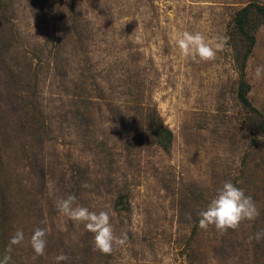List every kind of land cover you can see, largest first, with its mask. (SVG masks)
Instances as JSON below:
<instances>
[{"label":"rangeland","instance_id":"rangeland-1","mask_svg":"<svg viewBox=\"0 0 264 264\" xmlns=\"http://www.w3.org/2000/svg\"><path fill=\"white\" fill-rule=\"evenodd\" d=\"M250 3L264 0H0V258L23 229L8 264H264V238L250 239L264 231V21L243 70L236 50ZM184 32L223 47L184 56ZM228 180L260 214L200 228ZM70 194L124 242L97 249L56 208Z\"/></svg>","mask_w":264,"mask_h":264},{"label":"clouds","instance_id":"clouds-1","mask_svg":"<svg viewBox=\"0 0 264 264\" xmlns=\"http://www.w3.org/2000/svg\"><path fill=\"white\" fill-rule=\"evenodd\" d=\"M213 46L208 39L199 32H184L176 43L184 56H197L203 60L214 58L216 51L223 47V37H217ZM255 75L257 78L264 76V65H258ZM77 197L70 194L66 198H61L56 203L59 213L67 215L74 221H83L85 227L95 234L96 248L108 253L112 251L113 244H122L124 241L114 235L113 225L110 222V215L106 211L100 213L92 212L87 207L74 206ZM259 209L252 196L247 195L245 190L238 187L231 180L225 181L211 198L207 207L200 211V228L206 229L209 225H214L218 231H227L229 228L236 229L244 220H253L259 215ZM189 218L191 215L189 214ZM264 238V231L257 232L254 237L259 241ZM24 240L23 229H18L10 238L0 264H8L12 259L13 246L20 244ZM31 245L37 255H43L47 247V233L43 228H36L31 237ZM66 254L61 253L55 257L56 264L67 261Z\"/></svg>","mask_w":264,"mask_h":264},{"label":"trees","instance_id":"trees-1","mask_svg":"<svg viewBox=\"0 0 264 264\" xmlns=\"http://www.w3.org/2000/svg\"><path fill=\"white\" fill-rule=\"evenodd\" d=\"M252 10L257 11L258 15L254 16V13L251 12ZM264 21V4H258V3H250L247 6L243 7L236 18V25L237 28L241 31L242 34L245 35L248 43H246L245 48L244 46L236 45L238 60L240 63L241 70L245 68V63H243V58L245 59L251 52L252 46L255 42L254 35L251 34V31L255 29L259 24H261ZM244 48V50H243ZM242 58V59H241ZM248 91L249 87L246 85V81H243V84H241L239 88V98L240 101L247 105L250 104V100L248 97ZM261 132L264 133V124L262 123L260 125Z\"/></svg>","mask_w":264,"mask_h":264}]
</instances>
